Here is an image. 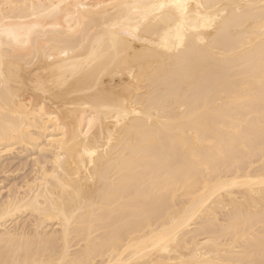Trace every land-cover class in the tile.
<instances>
[{
	"label": "bare ground",
	"instance_id": "bare-ground-1",
	"mask_svg": "<svg viewBox=\"0 0 264 264\" xmlns=\"http://www.w3.org/2000/svg\"><path fill=\"white\" fill-rule=\"evenodd\" d=\"M172 2L0 0V261L264 259L259 0H181L157 29L113 7Z\"/></svg>",
	"mask_w": 264,
	"mask_h": 264
},
{
	"label": "snow or ice",
	"instance_id": "snow-or-ice-1",
	"mask_svg": "<svg viewBox=\"0 0 264 264\" xmlns=\"http://www.w3.org/2000/svg\"><path fill=\"white\" fill-rule=\"evenodd\" d=\"M18 7L13 4H0V15L6 16L10 14V10ZM41 7H47L50 12H55L60 5H44ZM113 7L120 10H127L130 20L135 18L136 22L139 23L141 20L146 21L144 23L145 29H157L158 27L164 25L165 23H170L175 17V13L183 11L186 8V5L181 2V0H173L172 3H155V4H120L114 5ZM249 8L259 11L260 24L259 32L262 37H264V0H259L258 4H250ZM25 31L26 35L24 36L23 47H28V41L32 33V29L28 28ZM6 34L9 36L10 42L15 40L17 44H20V37L17 35V30L11 28H5L0 26V35ZM121 36H134V32L130 30L121 31L119 33ZM63 46L71 47L70 40H61L58 41ZM115 38H113V44H115ZM62 50V49H61ZM10 54V53H9ZM65 56L68 55L67 52L63 53ZM8 55L0 54V61H6ZM61 194L63 196V201L65 203V211L67 216L65 217L66 223H70L72 217L77 215L78 209L80 207V201L82 199V193L76 184H72L71 181H68L66 185L61 186ZM7 236H5V244H7ZM0 264H16L14 260H9L7 262L0 261ZM51 264H80V262L64 260V259H55L51 261ZM88 264H91V261H88ZM260 264H264V259L260 261Z\"/></svg>",
	"mask_w": 264,
	"mask_h": 264
},
{
	"label": "rangeland",
	"instance_id": "rangeland-1",
	"mask_svg": "<svg viewBox=\"0 0 264 264\" xmlns=\"http://www.w3.org/2000/svg\"><path fill=\"white\" fill-rule=\"evenodd\" d=\"M15 163L17 164V163H18V161H17V162H15ZM17 167H18V166H17ZM29 168H30V166H28V168L26 167L24 170H22L21 172H19L20 174H19V173H16V174H18V175H16V176H17V178H19L18 176H22V174H23V173H25V174L27 175V173H29V172H30V171L28 170ZM16 169H17V168H16ZM16 169L14 168V170H16ZM14 170H13V171H14ZM27 170H28L29 172H28ZM22 172H23V173H22ZM25 174H24V176H25ZM1 176H2V175H1ZM16 176H15V177H16ZM24 176H23V177H24ZM2 177H3V176H2Z\"/></svg>",
	"mask_w": 264,
	"mask_h": 264
}]
</instances>
